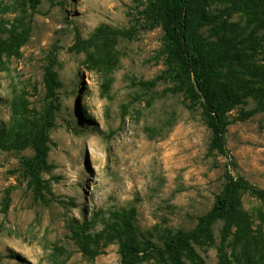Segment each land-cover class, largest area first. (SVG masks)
Instances as JSON below:
<instances>
[{
    "label": "rangeland",
    "instance_id": "rangeland-1",
    "mask_svg": "<svg viewBox=\"0 0 264 264\" xmlns=\"http://www.w3.org/2000/svg\"><path fill=\"white\" fill-rule=\"evenodd\" d=\"M229 1L205 0L206 10L243 27ZM145 6L0 0V42L10 44L0 53V264H119L127 237L161 246L192 228L222 189L225 168L264 188V25L239 44V72L228 61L222 68L235 81L224 114L229 164L207 153L196 102L173 91L175 68ZM200 33L216 40L209 26ZM45 113L54 125L35 190L19 164L30 150L12 138ZM232 214L223 264H264V200L239 193ZM221 225L212 224L209 241L181 249L178 263L217 264Z\"/></svg>",
    "mask_w": 264,
    "mask_h": 264
},
{
    "label": "trees",
    "instance_id": "trees-1",
    "mask_svg": "<svg viewBox=\"0 0 264 264\" xmlns=\"http://www.w3.org/2000/svg\"><path fill=\"white\" fill-rule=\"evenodd\" d=\"M138 1V0H134ZM32 2V1H31ZM232 9L244 19V26L228 22L224 18L209 15L205 0H146L144 14L148 27L158 26L162 31V42L169 62L174 65L176 85L174 92H183L187 99L196 102L199 114L209 130L206 151L208 154L222 155L230 164L231 156L225 146V112L232 104L235 81L225 79L222 68L228 61L235 72H239L244 62L243 47L239 44L251 42L254 29L264 25V0H230ZM253 28L245 32L248 25ZM203 26L217 33L214 42H208L200 33ZM124 34L125 31H112ZM18 38L12 37L17 42ZM10 44L0 42V53L7 52ZM249 49V48H246ZM243 56V57H242ZM90 60V57L87 56ZM52 63V60L49 61ZM235 65V66H234ZM50 72L49 76L54 74ZM53 82L52 79H50ZM53 117L48 113L37 116L26 132L15 134L12 141L30 150L27 156L19 157L23 173L29 178L33 188H41L39 173L45 165L49 131L53 127ZM7 142V141H4ZM18 142V143H17ZM222 189L214 196L210 207L196 218L188 230H176L166 236L161 246L143 241L138 246L135 240L127 237L119 242V264H136L149 258L167 259L171 264H179L177 256L188 243L202 245L211 239V226L221 220L217 264L224 263L222 245L233 224L234 200L239 193H248L264 200V188H259L239 176H233L226 168L223 171ZM139 252H141L139 254ZM16 258L15 254H11Z\"/></svg>",
    "mask_w": 264,
    "mask_h": 264
}]
</instances>
